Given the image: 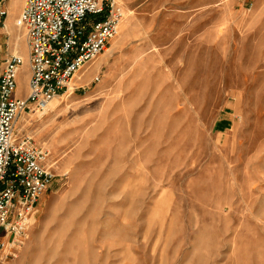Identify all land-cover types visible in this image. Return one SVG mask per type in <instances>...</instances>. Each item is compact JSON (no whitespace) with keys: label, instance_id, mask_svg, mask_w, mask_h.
<instances>
[{"label":"rangeland","instance_id":"1","mask_svg":"<svg viewBox=\"0 0 264 264\" xmlns=\"http://www.w3.org/2000/svg\"><path fill=\"white\" fill-rule=\"evenodd\" d=\"M110 1L118 35L15 124L55 178L0 264H264V0ZM21 3L0 0L18 97Z\"/></svg>","mask_w":264,"mask_h":264},{"label":"built area","instance_id":"2","mask_svg":"<svg viewBox=\"0 0 264 264\" xmlns=\"http://www.w3.org/2000/svg\"><path fill=\"white\" fill-rule=\"evenodd\" d=\"M7 12L0 6V30ZM91 17V18H89ZM121 8L110 0H23L15 26L24 31L29 79L16 96L18 54L0 58V230L20 239L39 199L54 181L49 155L19 137L15 124L32 110L43 113L68 93L75 75L102 54L117 35ZM6 247L0 240V252Z\"/></svg>","mask_w":264,"mask_h":264},{"label":"crops","instance_id":"3","mask_svg":"<svg viewBox=\"0 0 264 264\" xmlns=\"http://www.w3.org/2000/svg\"><path fill=\"white\" fill-rule=\"evenodd\" d=\"M22 6H23V0H22V3H21V6H20V10L22 9ZM20 10H19V11H20ZM14 18H15V17H14ZM14 18H13V19H14ZM13 19H12V20H13ZM7 25H8V23H7ZM5 26H6V25H5ZM27 91H28V90H26V92H25L24 94H22L21 96H19V98H25L26 95H27ZM3 238H4V237L0 238V240H3Z\"/></svg>","mask_w":264,"mask_h":264},{"label":"bare ground","instance_id":"4","mask_svg":"<svg viewBox=\"0 0 264 264\" xmlns=\"http://www.w3.org/2000/svg\"><path fill=\"white\" fill-rule=\"evenodd\" d=\"M122 13H123V12H122ZM121 22H122V20H121L120 23H119L118 30H117V35H118V33H119V29H120V26H121ZM13 31H14V30H13ZM15 32H17V31H15ZM117 35H116V36H117ZM16 38H17V37H16ZM16 38H15V39H16ZM17 48H19L18 45H17ZM17 50H19V49H17ZM19 53H20V51H19ZM74 86H75V84H74ZM51 103H52V102H51ZM51 103H50V104H51ZM50 104H49V105H50ZM49 105H48V107H49ZM48 107H47V108H48Z\"/></svg>","mask_w":264,"mask_h":264}]
</instances>
